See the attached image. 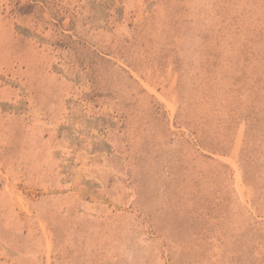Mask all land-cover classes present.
Here are the masks:
<instances>
[{
  "label": "rangeland",
  "instance_id": "rangeland-1",
  "mask_svg": "<svg viewBox=\"0 0 264 264\" xmlns=\"http://www.w3.org/2000/svg\"><path fill=\"white\" fill-rule=\"evenodd\" d=\"M0 264H264V0H0Z\"/></svg>",
  "mask_w": 264,
  "mask_h": 264
},
{
  "label": "bare ground",
  "instance_id": "bare-ground-1",
  "mask_svg": "<svg viewBox=\"0 0 264 264\" xmlns=\"http://www.w3.org/2000/svg\"><path fill=\"white\" fill-rule=\"evenodd\" d=\"M142 84L143 86L147 89V91L156 96V98L161 101L162 103H164V105L167 107V109L170 111V115H171V118L174 114V111H175V108H174V103H172L171 101H169V99H167L166 97L160 95L157 93V91L152 88L150 85H148L147 83L143 82L142 81ZM224 161L227 162V164L231 167V169L234 171V183H235V189L238 193V197L239 199L244 202V203H247L248 199H246V196H245V188H244V185L242 183V180H241V177H240V174H239V170H238V167H237V164H236V161H234L232 158H223ZM7 191L10 195V197L13 198L14 201H21L22 202V199L19 197V195H17L12 189H10L9 187H7ZM7 193V194H8ZM247 194V193H246ZM13 203V202H12ZM23 203V202H22ZM47 259L49 258L48 256V251H49V247H50V241H47ZM50 252V251H49ZM48 261V260H47Z\"/></svg>",
  "mask_w": 264,
  "mask_h": 264
}]
</instances>
